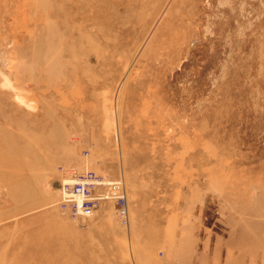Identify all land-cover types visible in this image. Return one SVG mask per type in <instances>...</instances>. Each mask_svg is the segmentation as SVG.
I'll list each match as a JSON object with an SVG mask.
<instances>
[{
    "label": "rangeland",
    "instance_id": "obj_1",
    "mask_svg": "<svg viewBox=\"0 0 264 264\" xmlns=\"http://www.w3.org/2000/svg\"><path fill=\"white\" fill-rule=\"evenodd\" d=\"M0 51V264H264V0H0Z\"/></svg>",
    "mask_w": 264,
    "mask_h": 264
},
{
    "label": "built area",
    "instance_id": "obj_2",
    "mask_svg": "<svg viewBox=\"0 0 264 264\" xmlns=\"http://www.w3.org/2000/svg\"><path fill=\"white\" fill-rule=\"evenodd\" d=\"M59 207L74 218H91L105 200H114L121 224H130L129 197L121 180L102 176L93 170L61 166Z\"/></svg>",
    "mask_w": 264,
    "mask_h": 264
},
{
    "label": "bare ground",
    "instance_id": "obj_3",
    "mask_svg": "<svg viewBox=\"0 0 264 264\" xmlns=\"http://www.w3.org/2000/svg\"><path fill=\"white\" fill-rule=\"evenodd\" d=\"M97 3V2H96ZM67 5V4H66ZM70 6V5H69ZM71 7V6H70ZM124 7V6H123ZM127 7V6H126ZM81 8H83V7H81ZM163 8V7H162ZM71 10H73L72 8H71ZM82 10H84V9H82ZM97 10H99V8L97 9ZM86 13V12H85ZM74 14V13H73ZM86 16V15H85ZM84 18V17H83ZM79 20H81V19H79ZM84 26V25H83ZM84 29H88V28H84ZM83 30V29H82ZM92 30V29H91ZM88 31V30H87ZM4 51V50H3ZM1 52V51H0ZM91 56H93V55H91ZM6 58V57H5ZM7 61V60H6ZM8 62V61H7ZM2 66H3V56H2V54L0 53V71L2 70L1 68H2ZM5 77H6V74H5ZM4 81H7V80H4ZM5 83V82H4ZM6 83H8V82H6ZM4 85H6V84H4ZM11 87H13L14 88V86H11ZM102 88H104V87H102ZM15 90V89H14ZM50 93V92H49ZM41 94V93H40ZM19 95H20V93H19ZM47 94H45V96H46ZM53 95V94H52ZM18 98L19 99H21V101H22V97H19L18 96ZM25 98V97H24ZM26 100V99H25ZM29 100V99H28ZM27 101V100H26ZM32 101V100H31ZM30 102V101H29ZM26 103V102H25ZM33 104V103H32ZM28 106H31V104H27ZM26 105V106H27ZM17 123V122H16ZM108 143V142H107ZM101 175V174H100ZM102 176H107V175H102ZM109 177V176H108ZM61 178V177H60ZM110 178V177H109ZM52 187V186H51ZM98 213V212H97ZM89 219V218H88ZM131 231V230H130ZM130 236H132L133 235V232L131 231L130 232ZM132 238V237H131Z\"/></svg>",
    "mask_w": 264,
    "mask_h": 264
},
{
    "label": "crops",
    "instance_id": "obj_4",
    "mask_svg": "<svg viewBox=\"0 0 264 264\" xmlns=\"http://www.w3.org/2000/svg\"><path fill=\"white\" fill-rule=\"evenodd\" d=\"M109 177H110V178H113V179H115V180H116V178H117V177H113V176H109Z\"/></svg>",
    "mask_w": 264,
    "mask_h": 264
}]
</instances>
